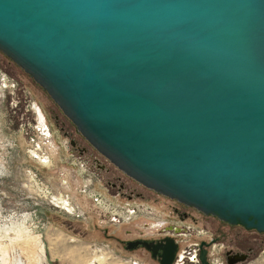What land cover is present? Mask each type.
I'll list each match as a JSON object with an SVG mask.
<instances>
[{
    "label": "water",
    "instance_id": "1",
    "mask_svg": "<svg viewBox=\"0 0 264 264\" xmlns=\"http://www.w3.org/2000/svg\"><path fill=\"white\" fill-rule=\"evenodd\" d=\"M0 51L125 175L264 233V0H0Z\"/></svg>",
    "mask_w": 264,
    "mask_h": 264
},
{
    "label": "rangeland",
    "instance_id": "2",
    "mask_svg": "<svg viewBox=\"0 0 264 264\" xmlns=\"http://www.w3.org/2000/svg\"><path fill=\"white\" fill-rule=\"evenodd\" d=\"M121 184L124 194H116L113 188ZM93 193L175 212L208 228L225 251L254 258L264 249V233L205 215L125 175L85 140L38 82L0 51V264H90L93 251L98 254L106 245L119 255L155 261L141 246L125 248L128 241L150 238L140 236L135 223L114 226ZM103 257L102 264H113Z\"/></svg>",
    "mask_w": 264,
    "mask_h": 264
},
{
    "label": "built area",
    "instance_id": "3",
    "mask_svg": "<svg viewBox=\"0 0 264 264\" xmlns=\"http://www.w3.org/2000/svg\"><path fill=\"white\" fill-rule=\"evenodd\" d=\"M101 154V153H100ZM107 159V158H106ZM108 160V159H107ZM85 162H80L84 170ZM94 202L109 215L114 226L135 223L140 236L150 238L148 241L158 242L165 237L174 240L177 247L170 264H200L201 242H206V256L209 264H226L224 259V244L214 239L212 232L194 221L178 217V214L166 213L153 203L138 199L119 200L116 198H101L93 193ZM180 203V202H179ZM98 254L91 264H98L99 259L109 260L115 264H160L159 257L153 262H144L133 256L119 255L108 245L99 247ZM93 259V258H92ZM90 259V262L91 260ZM236 264H264V249L254 258Z\"/></svg>",
    "mask_w": 264,
    "mask_h": 264
},
{
    "label": "flooded vegetation",
    "instance_id": "4",
    "mask_svg": "<svg viewBox=\"0 0 264 264\" xmlns=\"http://www.w3.org/2000/svg\"><path fill=\"white\" fill-rule=\"evenodd\" d=\"M72 144H74V142H71ZM122 188H123V185L121 184L118 188H113V191L116 193V194H124L122 192ZM133 193V192H132ZM138 195H140V193H137ZM130 196V195H129ZM178 202V201H177ZM61 203V202H60ZM182 204V203H181ZM184 205V204H182ZM185 206V205H184ZM187 207H190V206H187ZM177 210V209H176ZM182 213V212H181ZM182 214H186L187 213L185 211H183ZM215 217V216H214ZM217 218V217H216ZM218 219V218H217ZM221 221V220H220ZM226 223V222H225ZM208 229V228H207ZM215 239V238H214ZM134 240H137V239H134ZM127 242L125 243V246H126ZM227 253H233V254H242L244 252H240V251H232L231 249H228L227 251H224L223 255H224V259L226 261V254ZM248 257L250 256L248 252L245 253ZM207 257V256H206Z\"/></svg>",
    "mask_w": 264,
    "mask_h": 264
},
{
    "label": "bare ground",
    "instance_id": "5",
    "mask_svg": "<svg viewBox=\"0 0 264 264\" xmlns=\"http://www.w3.org/2000/svg\"><path fill=\"white\" fill-rule=\"evenodd\" d=\"M35 154H36V153H35ZM40 158H41V157H40ZM40 158H39V159H40ZM63 204H64V203H63ZM93 261H95V260H93ZM101 262H102V260L99 259V263H98V264H102ZM91 263H93V262L91 261L90 264H91ZM119 264H122V263H119Z\"/></svg>",
    "mask_w": 264,
    "mask_h": 264
},
{
    "label": "trees",
    "instance_id": "6",
    "mask_svg": "<svg viewBox=\"0 0 264 264\" xmlns=\"http://www.w3.org/2000/svg\"><path fill=\"white\" fill-rule=\"evenodd\" d=\"M238 226H240V227H242V228H244L243 226H241L240 224H237ZM247 230H249V229H247ZM250 230H253V231H255V232H257L256 230H254V229H250ZM258 233V232H257ZM260 234V233H259Z\"/></svg>",
    "mask_w": 264,
    "mask_h": 264
}]
</instances>
